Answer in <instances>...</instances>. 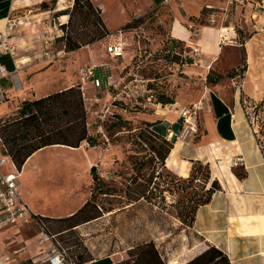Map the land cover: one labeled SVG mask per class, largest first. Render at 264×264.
I'll list each match as a JSON object with an SVG mask.
<instances>
[{"label": "crops", "instance_id": "1", "mask_svg": "<svg viewBox=\"0 0 264 264\" xmlns=\"http://www.w3.org/2000/svg\"><path fill=\"white\" fill-rule=\"evenodd\" d=\"M260 1L264 0H164L169 12L164 17L168 18L164 34L168 39L181 42L193 63L167 65L169 71L162 79L166 91L174 90L172 104L156 103L149 96L145 101L134 99L133 105H142L143 109L134 110L130 117L134 123L154 124L158 133L170 139V132L179 131L180 112L201 102L198 132L178 137L173 142L165 168L185 179L194 163L208 166L210 179L218 181L220 190L196 211L191 230L198 240L189 245L186 252L194 256L215 246L226 254L230 264H264V151L243 104V100L264 101V31H259V27L264 28V15L256 17L252 10ZM59 2L64 0H0V39L12 48L9 53L0 44V64L15 75V79L9 76L0 81L4 96L0 101V119L12 114L20 102L50 94L37 92L35 87L54 73V66L45 68L48 62L40 55L45 48L52 53L50 40L61 23H58L60 17L49 19L48 16L64 10ZM35 31L39 32L36 43L27 42V37ZM150 42L152 49L163 45L156 38ZM36 45L41 46L37 55L27 53ZM242 56L246 64L242 75L229 78L228 86L220 82L207 84L210 72L224 76L237 70ZM9 97L15 99L10 101ZM8 104L11 106L3 109ZM0 148L3 149L1 143ZM120 159V156L110 155L111 168L98 175L104 179L114 178L113 163ZM239 172H244L242 178L237 176ZM90 182L91 186L92 179ZM89 194L90 189L82 196L80 204L65 216L44 218L60 219L75 214ZM26 206L34 216L42 217L36 207L28 203ZM31 230L33 235L25 234ZM39 236L34 224L1 229L0 262H21L29 252L34 264H48L49 244H39ZM32 243L36 244L37 251L29 248ZM120 258L121 254H115L86 264H119Z\"/></svg>", "mask_w": 264, "mask_h": 264}, {"label": "rangeland", "instance_id": "2", "mask_svg": "<svg viewBox=\"0 0 264 264\" xmlns=\"http://www.w3.org/2000/svg\"><path fill=\"white\" fill-rule=\"evenodd\" d=\"M151 1L91 0L92 6L98 9V13L94 14L101 18L109 33L104 39L92 43L88 42L94 40L102 30L92 16L87 17V10L82 6L85 1L77 10L72 9L73 0L59 2L64 10L48 16L49 19L60 17L58 23H61L49 44L55 58L45 67L54 66V73L39 81L35 90L51 94L69 84L79 87L86 107L87 131L95 146L90 141L82 143L76 150L57 145L43 148L24 163L17 184L22 202L36 207L42 217L65 216L80 204V199L90 189L87 201H91L92 207L89 212L100 216L55 238L76 262L89 263L94 259L121 254L119 264H132L137 252L134 247L145 241H153L164 264L173 261L182 263L190 257V252H186L188 246L198 240L192 230L179 229L180 223L171 207L183 200L190 190L182 191L181 179L170 183L171 176H167L165 170H160L158 161H150L153 155L149 147L155 144V140L150 142L143 122L134 123L130 119L135 108L143 109L142 105L135 106L133 103L138 95L144 99L149 95L145 90L147 85L156 93H165L174 98V90L166 91L162 79L169 71L167 65L172 64L163 58L169 54L161 50L167 49L175 56L185 55L184 46L177 44L173 47L174 44L164 34L168 20L164 17L169 13L167 5L162 2L155 6ZM131 22L132 27L125 29L124 26ZM38 35L39 32H32L27 42L36 43ZM149 38H156L163 45L152 49ZM115 42L123 44V56L107 54L108 45ZM66 43L80 44L81 47L67 51ZM40 47L36 45L27 53L35 56ZM242 59L243 56L240 65ZM90 66L96 67L101 82L99 87L90 81L81 82V70ZM217 75L214 73L212 79ZM226 75H218L221 77L218 82L228 86ZM14 99L8 98L10 101ZM151 100L156 102L155 98ZM243 104L264 151V101L243 100ZM122 105L125 113L121 112ZM9 106L11 104L3 109ZM2 152L0 148V155ZM110 155L120 156L121 159L113 163L115 177L104 179L99 175L111 168ZM93 172L99 174L102 180L99 186L94 185L93 181L90 186ZM152 175L154 179L148 184ZM194 184H201L200 176ZM107 189L110 195L102 194ZM142 190L152 191L158 197L151 202L143 199L132 202L131 199L136 198ZM62 224L52 223L51 233L55 234L66 226ZM33 233L31 230L25 234L29 236ZM29 248L37 251L35 243L30 244ZM4 264L33 262L28 252L25 260L11 263L7 260Z\"/></svg>", "mask_w": 264, "mask_h": 264}, {"label": "trees", "instance_id": "3", "mask_svg": "<svg viewBox=\"0 0 264 264\" xmlns=\"http://www.w3.org/2000/svg\"><path fill=\"white\" fill-rule=\"evenodd\" d=\"M83 1H85V3L82 4V6L87 10V17L92 16L93 19H95L94 22L97 23L102 30L101 33L96 35L97 37H95L94 40H90L88 43L109 36L103 21L99 16L95 15L98 13V9L92 6L91 0H73L72 9L77 10L81 7L80 5ZM152 1L153 4L157 6L164 0ZM131 24L132 22L127 23L124 28L130 29L132 27ZM169 41L174 44L173 47L177 44H182L174 39H169ZM80 47V44L66 43L65 49L67 51H74ZM161 51L169 54L163 56V58L171 64L184 65L193 63V59L186 50L185 55L183 56L172 55L171 51H167V49H162ZM245 69L246 64L244 59H242V64L237 70H231L227 73L225 78L229 79L235 75H242ZM213 74V72H210L207 75L206 81L210 84H212L211 82L216 84L221 79L218 75L216 78L212 79ZM145 90L148 92L147 94H149L146 96L155 98L156 103L164 105L173 103V97L165 93H156L150 85H147ZM135 100L142 101L144 98L143 96L140 97V95H138ZM120 109L124 110L125 107L122 105ZM135 110H137V108H135ZM143 124L146 128L144 132L149 135L150 142H152V139L155 140V144L150 145L149 147L150 152L153 155V158L150 159V161H153L154 159L158 161L160 170H165L167 176H171L172 179L170 180V183H172V180H180L181 178L174 179L175 175L165 168V160L175 139L172 138L171 140H168L164 134L158 133V131L154 129V124ZM140 136L143 137V135ZM90 141V134L87 131V113L82 92L79 87L75 86L51 93L35 100L22 101L12 115L0 119V143L6 151V154L19 168H22L29 157L43 148L56 145L79 148L82 143H88ZM91 143L92 146H95L93 140ZM157 174L159 175V173ZM91 175L94 185L99 186L102 183L101 178L95 172ZM199 176L201 184L195 185L194 183L198 180ZM237 176L242 178L244 172L237 173ZM153 179L154 176L152 175L148 180V184H151ZM181 180L182 184L180 186L182 191H190L185 193L183 200L177 201L176 204L171 205V207L174 209L175 218L180 223L179 229L191 230L194 224L196 211L199 207L209 203L212 195L220 190V185L216 179H210L208 166L200 162L194 163L191 167L189 176ZM108 192L107 189L103 191L102 194L110 195ZM157 197L158 196L152 191L149 192L142 190L139 191L136 198L131 200L132 202H136L143 199L151 202V200ZM90 207H92V203L88 200L81 209L67 218L49 219L39 216L35 217L44 225V232L47 235L56 238L63 233L73 231L74 228L79 225L89 223L98 218L100 215L91 214L89 212ZM52 223H63L66 226H62V228L54 234L51 233L50 230ZM134 249H136L137 252L135 254L136 259L132 264H164L153 241H145L144 243L136 245ZM66 258L68 263L72 261L76 264H86L81 261L76 262L73 257L67 253ZM176 264H230V262L226 254L220 249L215 246H209L199 254L194 256L190 255V257L184 262Z\"/></svg>", "mask_w": 264, "mask_h": 264}, {"label": "built area", "instance_id": "4", "mask_svg": "<svg viewBox=\"0 0 264 264\" xmlns=\"http://www.w3.org/2000/svg\"><path fill=\"white\" fill-rule=\"evenodd\" d=\"M166 1V0H165ZM231 2H242L244 0H230ZM254 16L264 15V1H260L252 6ZM14 25V22H11ZM259 31H264L263 27H259ZM1 41V39H0ZM5 43V44H4ZM4 45V50L11 52L12 48L9 47L6 42L0 43ZM123 51L122 43H114L108 45L107 54L112 57H120ZM40 57L46 60L48 63L54 60L55 56L48 50L41 53ZM11 77L15 79V75L9 72L4 65L0 64V81L6 77ZM81 82L86 83L90 81L95 87H99L101 82L96 76V67L90 66L81 70ZM3 93L0 89V101L3 100ZM152 97L149 96V99ZM202 109L201 102L192 104L189 107L183 109L180 112V128L179 131L170 132V139L175 140L178 137H183L187 135H194L198 132L199 124V112ZM167 138V136H166ZM87 145V143H86ZM21 175V168L10 159L4 150L3 154L0 156V230L8 226L16 227H27L34 224L39 229V244L44 242H49L50 247L48 248V264H76L74 262H67L66 252L60 246L59 242L53 236H49L44 232V225L36 219V217L31 213L28 207L22 202L20 198V192L18 190L17 180ZM3 263H5L3 261ZM0 262V264H3Z\"/></svg>", "mask_w": 264, "mask_h": 264}, {"label": "bare ground", "instance_id": "5", "mask_svg": "<svg viewBox=\"0 0 264 264\" xmlns=\"http://www.w3.org/2000/svg\"><path fill=\"white\" fill-rule=\"evenodd\" d=\"M68 148H70V147H68ZM70 149L76 150L77 148H75V149L74 148H70Z\"/></svg>", "mask_w": 264, "mask_h": 264}]
</instances>
